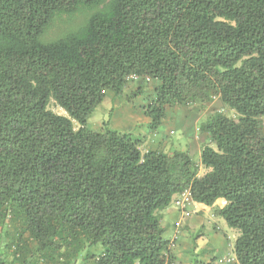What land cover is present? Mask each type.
Instances as JSON below:
<instances>
[{
	"label": "trees",
	"instance_id": "16d2710c",
	"mask_svg": "<svg viewBox=\"0 0 264 264\" xmlns=\"http://www.w3.org/2000/svg\"><path fill=\"white\" fill-rule=\"evenodd\" d=\"M100 6L77 31L42 40L58 14ZM130 77L159 83L150 132L178 105L219 96L236 112L201 126L215 146L202 149L203 176L186 152L143 153L141 137L87 127ZM262 119L264 0H0V221L18 219L44 250L176 264L161 213L189 190L208 207L227 202L215 212L239 232L237 264H264Z\"/></svg>",
	"mask_w": 264,
	"mask_h": 264
},
{
	"label": "crops",
	"instance_id": "0c3cea01",
	"mask_svg": "<svg viewBox=\"0 0 264 264\" xmlns=\"http://www.w3.org/2000/svg\"><path fill=\"white\" fill-rule=\"evenodd\" d=\"M152 82L157 88L159 83ZM120 96L108 93L103 102L108 101V104H105L106 107L114 109L112 115L114 121L109 129L141 137L143 153L148 151L186 152L204 172L200 176L208 171L201 164L202 149L204 146H215L208 134L199 133L198 123L194 124L196 117L191 109L186 111V108L181 107L168 108L161 127L155 132H150L151 120L145 113L144 108L148 102L144 95L131 102H126L124 98L120 100ZM103 103L100 106H103ZM134 108H143L142 118L138 116L139 120L136 118ZM140 126V131L137 132ZM182 193L174 195L170 207L161 213V224L165 229V236L174 243L176 264H193L195 260L211 264H221L220 260H222L224 264H237L235 250L233 257L227 255L224 258V253L230 252L229 237L223 231V225L227 226V223L215 212L217 209H222L227 202L220 199L213 207H208L191 201L185 209H178L173 201L182 199ZM229 231H235L236 242L239 237L237 230L229 228ZM220 256L224 257L220 258Z\"/></svg>",
	"mask_w": 264,
	"mask_h": 264
},
{
	"label": "rangeland",
	"instance_id": "374dc122",
	"mask_svg": "<svg viewBox=\"0 0 264 264\" xmlns=\"http://www.w3.org/2000/svg\"><path fill=\"white\" fill-rule=\"evenodd\" d=\"M101 8L102 6L98 8H81L73 15L58 14L54 18L50 27L46 30L42 40L44 42L55 41L69 33L77 31L85 25L92 14L96 13ZM155 88L154 82L150 80L130 77L127 79L123 90L119 94L121 95L120 100L124 98L127 100L126 102H128L129 97H131V102L132 100L144 95L146 101L149 103L153 101L155 97ZM134 94H137V96H133ZM107 102L108 101L103 103V106H98L88 117V127L91 130L93 129L94 131L96 130L101 132L105 129H109L110 124L112 127V123L114 121L112 118L114 109L106 107L105 104H108ZM141 104L140 107H142ZM176 107L186 108V111L191 109L194 112V116L196 117L194 124L195 122L198 123L197 127L199 129V133L201 134H205L201 131V126L216 113H221L231 119H238L236 112L227 107L219 96L213 97L210 102L198 101L193 104L178 105L173 108ZM49 109L58 115L69 117L68 113L64 109L60 108L53 99L50 101ZM142 109L143 108H134V112L138 120V116L142 118ZM262 121L264 127V119H262ZM73 124L75 129L80 127L76 122H73ZM139 128H141V126L137 128V132L140 131ZM203 173L204 172L200 169L199 175ZM227 226L223 225V231L224 234L229 237L230 252H225V257L220 256V258H226L227 255L233 257L234 254L235 231H229V227ZM237 233L239 234L238 231ZM100 252L101 248L99 246L83 251L75 249L66 250V248H60L58 250H44L29 237V235L25 232L21 221L18 219H11L10 217H7L5 220L0 221V264H93L91 256H96Z\"/></svg>",
	"mask_w": 264,
	"mask_h": 264
},
{
	"label": "built area",
	"instance_id": "2783aa9c",
	"mask_svg": "<svg viewBox=\"0 0 264 264\" xmlns=\"http://www.w3.org/2000/svg\"><path fill=\"white\" fill-rule=\"evenodd\" d=\"M182 195H183L182 199L177 200L175 204L178 208L185 209L187 206L190 205V202L193 200L191 198V194L189 190L184 191ZM220 262L223 263L222 260H220Z\"/></svg>",
	"mask_w": 264,
	"mask_h": 264
}]
</instances>
